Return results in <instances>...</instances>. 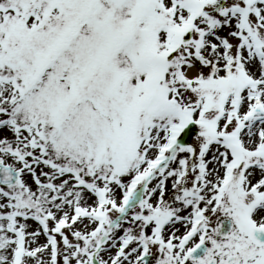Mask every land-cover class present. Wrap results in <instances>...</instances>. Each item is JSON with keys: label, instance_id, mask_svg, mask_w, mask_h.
Masks as SVG:
<instances>
[{"label": "snow or ice", "instance_id": "snow-or-ice-1", "mask_svg": "<svg viewBox=\"0 0 264 264\" xmlns=\"http://www.w3.org/2000/svg\"><path fill=\"white\" fill-rule=\"evenodd\" d=\"M0 264H264V0H0Z\"/></svg>", "mask_w": 264, "mask_h": 264}]
</instances>
